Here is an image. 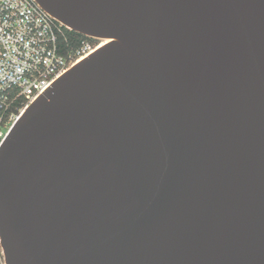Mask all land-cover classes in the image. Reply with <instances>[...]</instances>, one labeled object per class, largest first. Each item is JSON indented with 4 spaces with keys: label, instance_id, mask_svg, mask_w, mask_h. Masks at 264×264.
<instances>
[{
    "label": "water",
    "instance_id": "obj_1",
    "mask_svg": "<svg viewBox=\"0 0 264 264\" xmlns=\"http://www.w3.org/2000/svg\"><path fill=\"white\" fill-rule=\"evenodd\" d=\"M107 41L0 146L6 264H264V0H36Z\"/></svg>",
    "mask_w": 264,
    "mask_h": 264
},
{
    "label": "built area",
    "instance_id": "obj_2",
    "mask_svg": "<svg viewBox=\"0 0 264 264\" xmlns=\"http://www.w3.org/2000/svg\"><path fill=\"white\" fill-rule=\"evenodd\" d=\"M65 29L36 0H0V146L51 84L107 43L92 38L70 49Z\"/></svg>",
    "mask_w": 264,
    "mask_h": 264
},
{
    "label": "trees",
    "instance_id": "obj_3",
    "mask_svg": "<svg viewBox=\"0 0 264 264\" xmlns=\"http://www.w3.org/2000/svg\"><path fill=\"white\" fill-rule=\"evenodd\" d=\"M68 41L70 43V49H76L77 47L80 46L82 41H91V42H96L97 40H94L90 37L84 36L82 34H79L77 32L65 29Z\"/></svg>",
    "mask_w": 264,
    "mask_h": 264
},
{
    "label": "bare ground",
    "instance_id": "obj_4",
    "mask_svg": "<svg viewBox=\"0 0 264 264\" xmlns=\"http://www.w3.org/2000/svg\"><path fill=\"white\" fill-rule=\"evenodd\" d=\"M107 43H108V42H107ZM107 43H106V44H107ZM102 47H103V45H102L99 49H101ZM99 49H98V50H99ZM82 61H83V60H82ZM82 61H81V62H82Z\"/></svg>",
    "mask_w": 264,
    "mask_h": 264
}]
</instances>
